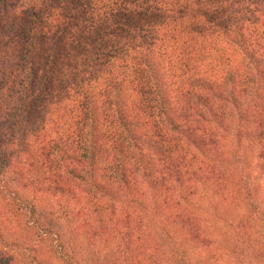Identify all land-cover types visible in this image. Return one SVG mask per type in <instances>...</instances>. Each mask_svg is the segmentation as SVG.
<instances>
[{
	"label": "trees",
	"instance_id": "obj_1",
	"mask_svg": "<svg viewBox=\"0 0 264 264\" xmlns=\"http://www.w3.org/2000/svg\"><path fill=\"white\" fill-rule=\"evenodd\" d=\"M262 176L264 0H0V264H264Z\"/></svg>",
	"mask_w": 264,
	"mask_h": 264
},
{
	"label": "rangeland",
	"instance_id": "obj_2",
	"mask_svg": "<svg viewBox=\"0 0 264 264\" xmlns=\"http://www.w3.org/2000/svg\"><path fill=\"white\" fill-rule=\"evenodd\" d=\"M254 159H255V156L253 155V158L252 157L250 158V160H252V163L256 162V160H254ZM256 185H257L258 191L260 193H262L263 189H264V176L258 178V180L256 181ZM228 207H229V211L231 213L235 214L236 216H238V218L240 220H244L247 217L246 214L243 213L244 210L242 208H240L239 206H237L234 199L230 200V204H228ZM0 217H2V219L3 218L8 219V222H10V216H9V213L6 211V209L0 210ZM215 223L216 222H214V220H212L210 218H208L207 221L204 220V222H202V228L206 229L205 233L202 236L200 235V237H198V240H192L193 245L196 242H198V245H199L198 247L192 246V253H191V258L197 264H201L202 260H207V264H225L222 261V257L225 255L223 248L225 246L227 247L228 244H227L226 240H219V237L216 236V234H218V232H219V229L214 225ZM9 227L11 228L12 226L9 225ZM13 229H14V227H13ZM72 235L74 236V234H72ZM257 237H258V235H257ZM8 240L11 241V239H9V238H8ZM215 241H217V243L220 245L219 247H217L213 243ZM201 244L204 245L202 248H201ZM111 248H114V246L104 248V250L101 252L100 256L102 258L103 257L106 258L104 260L100 259L101 263H106V262H108V260L111 259V257L113 256V252L115 251V249H111ZM46 256L49 257L52 255L47 254ZM237 261H236V263H238ZM119 263H120V261H119ZM119 263H117V264H119Z\"/></svg>",
	"mask_w": 264,
	"mask_h": 264
}]
</instances>
